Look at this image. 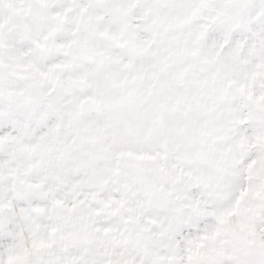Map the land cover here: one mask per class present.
I'll return each mask as SVG.
<instances>
[{
    "label": "snow or ice",
    "instance_id": "snow-or-ice-1",
    "mask_svg": "<svg viewBox=\"0 0 264 264\" xmlns=\"http://www.w3.org/2000/svg\"><path fill=\"white\" fill-rule=\"evenodd\" d=\"M0 264H264V0H0Z\"/></svg>",
    "mask_w": 264,
    "mask_h": 264
}]
</instances>
